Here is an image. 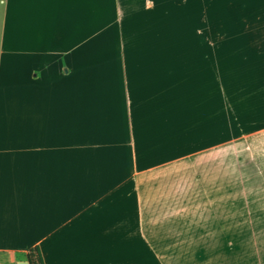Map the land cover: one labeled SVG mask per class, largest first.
<instances>
[{"label": "crops", "instance_id": "obj_1", "mask_svg": "<svg viewBox=\"0 0 264 264\" xmlns=\"http://www.w3.org/2000/svg\"><path fill=\"white\" fill-rule=\"evenodd\" d=\"M242 96L264 0H0V264H264Z\"/></svg>", "mask_w": 264, "mask_h": 264}, {"label": "rangeland", "instance_id": "obj_2", "mask_svg": "<svg viewBox=\"0 0 264 264\" xmlns=\"http://www.w3.org/2000/svg\"><path fill=\"white\" fill-rule=\"evenodd\" d=\"M229 96H225V101H228ZM256 99H261V103L264 102V97L262 98H252V97H240L238 98V103H237V108L239 109H245L249 108L248 106L253 105V101ZM245 116V114L243 115ZM241 116V119L242 117ZM255 121H251V119L246 120L245 117L242 120V125L243 126H249L253 124ZM209 247H214V242H209ZM170 264H215V257H206V258H201V257H169V258H163V263L168 264L167 261ZM201 262V263H200Z\"/></svg>", "mask_w": 264, "mask_h": 264}, {"label": "trees", "instance_id": "obj_3", "mask_svg": "<svg viewBox=\"0 0 264 264\" xmlns=\"http://www.w3.org/2000/svg\"><path fill=\"white\" fill-rule=\"evenodd\" d=\"M26 257L28 264H43L39 249L37 247L30 249Z\"/></svg>", "mask_w": 264, "mask_h": 264}]
</instances>
